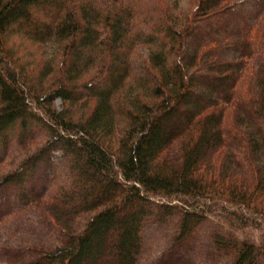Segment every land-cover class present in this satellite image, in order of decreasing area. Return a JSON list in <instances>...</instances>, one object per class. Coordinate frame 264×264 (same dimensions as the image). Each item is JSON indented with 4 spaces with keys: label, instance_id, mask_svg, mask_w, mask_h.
<instances>
[{
    "label": "trees",
    "instance_id": "trees-1",
    "mask_svg": "<svg viewBox=\"0 0 264 264\" xmlns=\"http://www.w3.org/2000/svg\"><path fill=\"white\" fill-rule=\"evenodd\" d=\"M179 2L0 0L4 213L88 214L26 264H139L149 218L264 231V0ZM14 137L39 145L2 172ZM215 241L264 264V234Z\"/></svg>",
    "mask_w": 264,
    "mask_h": 264
},
{
    "label": "rangeland",
    "instance_id": "rangeland-1",
    "mask_svg": "<svg viewBox=\"0 0 264 264\" xmlns=\"http://www.w3.org/2000/svg\"><path fill=\"white\" fill-rule=\"evenodd\" d=\"M186 1L180 0L179 9L190 7ZM260 76L264 77V74L260 73ZM60 104V100L55 102L56 106ZM39 139L40 137H36L34 142H31L20 141L14 137L1 164V171L6 172L15 168L39 145ZM64 159L60 150L55 149L52 152L50 166L57 174L62 171ZM12 191H18V188L7 184L0 192V213L3 212L0 218V264H26L28 259L36 254V250L59 241L67 230L71 233L81 231L87 222L88 214L82 212L69 216L67 221L62 223L49 216L43 203L6 216L3 209H7L6 205L15 198L13 193L11 194ZM175 220L176 218L171 216L164 221L154 218L146 221L141 231L139 264H230L231 251L218 246L215 241L218 234L234 239L247 238L256 242L262 240L264 234L263 229L254 225L230 227L219 217H208L182 242H178L174 236ZM65 224L67 226L63 227Z\"/></svg>",
    "mask_w": 264,
    "mask_h": 264
}]
</instances>
